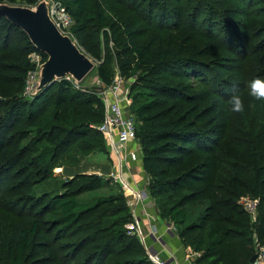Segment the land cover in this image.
<instances>
[{
	"label": "trees",
	"instance_id": "obj_1",
	"mask_svg": "<svg viewBox=\"0 0 264 264\" xmlns=\"http://www.w3.org/2000/svg\"><path fill=\"white\" fill-rule=\"evenodd\" d=\"M16 1L0 0V3ZM24 1L30 5L38 2ZM60 1L74 19V33L89 52L96 56L100 53L91 44L87 46L92 39L91 29L110 26L114 40L122 43L118 53L125 60L120 62V75L127 78L138 67L144 72L140 77H151L145 80L150 82L146 90L154 98L139 106L135 115L141 122L138 126L136 120V129L143 165L150 176L148 191L160 216L180 227L178 232L186 246L202 253L196 264H251L256 240L264 244V114L247 119L245 131L241 124L231 120L229 110L221 118L212 119L218 123L213 126L203 122L200 114L182 112L181 103L196 98L188 96L183 89L159 84L153 75L184 78L189 86L205 88L203 94L197 95L207 94L224 104H228L233 90L240 94L249 88L222 78L226 72L211 76L210 71H215V67L201 61L206 55L204 51L189 50L188 45L179 46L174 52L162 47L154 49L150 43L137 49L135 39L142 30H133V25L138 22L154 25L155 17L161 29H187L188 37L193 39L203 34L224 52L225 56L221 57L227 62L217 63L232 70L234 54L248 58L253 36L258 37L257 31L264 33V0H144L148 5L141 8L134 6L138 0L133 3L116 0L124 10L138 12V21L136 16L126 18L118 10L111 22L100 0ZM226 1L233 7L238 5V10L221 13L217 4ZM171 4L177 5L175 11L169 9ZM157 9L165 17L159 18V12L154 15ZM199 23L204 25L203 29L198 28ZM256 47V53L264 55V42ZM34 51L39 50L27 33L0 15V55L8 56L6 61L0 60V209L16 216H28L30 223L14 232L8 243L2 242L7 236H0V247L8 258L0 264H43L42 257L48 259L46 264H154L140 238L130 235L125 228L134 218L123 192H113L90 203L79 201L83 194L108 186L110 179L105 176L77 174L64 184L65 192L57 198L32 195L38 171H41L39 179L47 178L56 167L95 151H106L107 146L104 135L93 127V123L104 119V104L97 94L79 89L71 80L62 78L32 100L20 95L32 66L29 55ZM140 51L142 61L134 67L135 58L131 54ZM43 56L46 61L47 55ZM99 75L107 85L111 84L105 70L99 69ZM257 77L264 78V69ZM167 99L174 101L171 108L165 106ZM20 123L37 127L39 131L30 136L26 130H16ZM221 142L228 147L218 150ZM43 150L46 156L43 161L33 162L38 167L33 174L34 169L23 160L34 159ZM196 154L206 158L189 162ZM7 184L8 188L3 190ZM119 187L122 189L120 184ZM246 196L259 199L256 222H252L239 202ZM44 203L46 215L60 204L71 205L73 210L46 220V246L35 241L39 228L37 217L45 215L38 209ZM190 205H199L200 209L192 214ZM43 247L46 256L40 257Z\"/></svg>",
	"mask_w": 264,
	"mask_h": 264
},
{
	"label": "rangeland",
	"instance_id": "obj_2",
	"mask_svg": "<svg viewBox=\"0 0 264 264\" xmlns=\"http://www.w3.org/2000/svg\"><path fill=\"white\" fill-rule=\"evenodd\" d=\"M103 4V7L105 9V15L107 16L108 20L112 17H114L113 13L121 10L125 17L128 18L129 16H136L138 15V12H133L131 10H124L122 7H120L116 0H100ZM126 3L130 2L133 3V0H124ZM212 1V0H210ZM40 2L35 4L37 5ZM12 5L17 6H27V7H34L35 5H30L26 3L24 0H17L16 2H7ZM192 4V2L189 3V5ZM147 1L144 0H138L134 6L136 7H143L146 6ZM217 9L220 10L221 13L226 12H235L238 10L239 6L234 4V7L230 5L229 1H226L224 4L220 3L217 4ZM140 7V8H141ZM139 8V10H140ZM176 10L177 5L171 4L169 6V9ZM236 8V10H235ZM158 10V9H157ZM154 12V15L156 13H160L162 18L165 17V14H162L161 10ZM178 15L175 16V18ZM232 20H234L232 18ZM136 21L137 16H136ZM111 22V21H110ZM257 23L261 24V21H257ZM159 24V21L157 18L154 17V25L146 24L145 22H138L133 25V30H142V33L140 36L136 37V47L137 49H142L144 46H146L148 43L152 46V48H158L162 47L163 49L168 48L171 52H174L179 46L188 45L189 50L192 48H195V50L200 51L201 53L204 51L205 57H201V61L208 64L209 66L215 67V71H210L211 76L215 74H219L221 72H226L222 76H220L226 80L232 81L231 83H235V85L243 84L245 87L249 88L250 82L256 78L260 74V71L264 69V55L263 54H257V43L264 42V33H261L262 31H257L258 37L253 36L252 41L249 44V49L247 51L248 54L251 53L248 58H244L242 55L244 54H234L236 59L233 63V66H235V69H228V66H221L220 63H217L218 60L223 62V57L225 55L223 51H221L220 47L218 45L214 46V43H212V40H209L205 37V35L201 34L200 36L193 39V37H188L189 33L187 32V29L185 30H168V29H161L157 25ZM165 24V23H163ZM198 27L200 29H203L204 25L202 26L201 23H199ZM76 28L75 22L73 23V26L70 28V36L72 39L78 44V46L95 62V68L94 70L82 81L78 82L80 88L86 89L90 93H95L98 95V97L101 98V91L103 88H105L107 83H105L102 78L99 75V69L105 70L106 74L109 76L111 83H113L115 80H117L118 76L120 75V62L125 60V58L120 57V54L118 51L122 48V43H117L114 40L113 32L110 29V26H96L93 29H91L90 33L92 36L91 41L89 42L88 47L91 44V48H98L100 49V53L98 56L88 51L86 48V45L84 46L77 38L76 34L74 33V30ZM183 29V28H182ZM189 31V30H188ZM200 33L203 32V30ZM125 36L123 35L122 40H125ZM22 39V37H20ZM211 48H215L213 52H211ZM141 51L139 53H132L131 58H135L134 60V67L138 66L140 64L141 59ZM223 55V57H221ZM148 57H151V55H148ZM44 58V57H43ZM138 58V59H137ZM8 59V56L4 54L0 55V60L6 61ZM45 62L44 60H42ZM227 62V61H224ZM37 67V66H36ZM35 67L32 64V66L29 68V70H33ZM28 70V72H29ZM182 70V69H180ZM230 70V71H229ZM228 72V73H227ZM143 69H140L137 67L134 71L130 72V76L125 78L124 83V89L129 94V98L131 100V105L129 107V112L133 113L135 115V111H137V108L143 104H146L151 100V98H154V95L152 93H149V91L146 90L147 84H150L149 81H145L148 78L150 79L148 75H144L143 77H140V75H143ZM140 77V78H139ZM153 78L159 82V84H165L170 85L171 87H176L178 89H183L188 96H191V98L195 97L196 101L191 100L189 102H183L181 103L182 112L189 111L192 116L195 114H200L203 116L204 121H208V125H214L218 124L216 121H211L214 118H221L224 114V112L228 111L230 109V104H224V101L218 100L216 97L213 96H206L201 97V95L197 94H203L205 88L204 87H193L189 86L187 84L186 79L184 78H171L167 75H153ZM27 80H28V73L25 77L24 85L20 90V95L23 96L27 100H32L38 93L36 92V95H31L27 92ZM235 81V82H234ZM110 85V84H109ZM192 87V88H191ZM231 92V91H229ZM233 94V93H232ZM196 95V96H195ZM242 99L244 100L245 109L242 113H234L229 111V116H231V120L239 123L242 125V128L245 129V131L248 128L249 122H246L247 119L252 118L253 116H260L261 114H264V99L257 100L254 97L249 95V91L245 90L243 93H240ZM173 100L167 99L166 107L173 106ZM171 108V107H170ZM177 111V108L172 111V114H174ZM195 112V113H194ZM206 113L203 115V113ZM136 117V115H135ZM254 118V117H253ZM137 120V125L140 126L141 122ZM99 124L98 122L93 123V125ZM16 130H26V132L30 133V136H35V134L39 131V128L37 127H30L28 125H25V123H20ZM25 143L27 141H24ZM140 142V141H139ZM225 147H228V144L221 142L220 147L218 150H223ZM106 151H95L87 156H84L82 158L73 160L72 162L65 163L64 166L56 167L53 169V171L50 172L49 176L47 178L39 179V175H41V171H38V174L35 176L38 178L37 181L34 183L32 187V195L35 197H52L57 198V196L62 195L65 192L64 184L69 181V179L73 178L77 174H99L102 176H105L106 179H110V183L108 186L93 191L89 193L83 194L79 201L81 203H90L95 198H99L102 196H107L112 194L113 192H123L126 196V199L128 201V198L130 197L128 191L126 189L122 190L119 187V184L115 183L113 181V174L115 173V161L113 155L109 152L108 146L105 145ZM108 150V151H107ZM46 156V150L41 151L37 154L34 159L32 157H29L27 159L23 160V163L26 164V166H31L34 169L33 174H35V171L38 169L36 165L33 162L42 160ZM143 156V154H142ZM206 158V155L199 156L196 154L194 158L188 159L189 162L197 163L201 160H204ZM135 161H138L135 160ZM134 161V162H135ZM133 162V161H132ZM104 165V166H103ZM113 165V166H112ZM186 165V164H185ZM183 165V166H185ZM42 170V169H40ZM127 173L130 182L137 186L140 189H143L144 191H147L146 193L149 194L148 187L150 183V176L147 172L143 171L138 173L135 166H128L127 167ZM138 175H140V179L138 178ZM6 181V180H5ZM15 180H12V183H15ZM117 184V185H116ZM8 188V184L3 186V190ZM154 202L156 203L155 199ZM240 202V200H239ZM157 207V204H155ZM42 206V207H41ZM38 209L39 211H43L45 215L40 214L37 217L38 220V231L35 235V241L36 243H42L46 246V220H54L55 218H59L60 216H65L69 213H72L73 210L71 208V205L64 204L58 207L57 210L53 212H49L46 215V203L41 205ZM189 212H192V214H195L200 209L199 205H190L188 207ZM132 211V210H131ZM30 216H33L32 212H29ZM28 216H16L15 214L8 213L6 211H1L0 209V236H7V239L3 240L2 242L8 243L9 238L14 234V232L18 231L19 228L23 226H30V223L28 221ZM166 223H169L165 220ZM173 224L172 230L176 232V234H180L178 232V228H180L178 225H174V222H170ZM131 223H127L125 225V228L129 231ZM142 232L144 235H147L148 229H145V226L143 223H140ZM177 228V230H176ZM57 232L56 230L54 233ZM129 233V232H128ZM130 235H137L136 233H129ZM139 237V236H138ZM140 238V237H139ZM181 239V238H180ZM70 240V239H66ZM157 243L160 241L156 239ZM182 241V240H181ZM156 243V242H155ZM184 247L188 249V254L191 256L189 258V263L187 264H196L197 259L201 257L202 253L195 252L190 246H186L184 242L182 241ZM157 247L161 248L160 244H155ZM45 247L41 248L40 250V257L46 256V250ZM3 248L0 247V263L3 261H7L8 258H6L5 250H2ZM150 251L155 253L153 249L150 248ZM59 255L63 254V252H58ZM159 256V259L161 261L167 262L170 260V254L165 252L156 254ZM48 259L43 258L41 259V262L43 264H46ZM51 264V263H48ZM155 264V263H154ZM174 264V263H171Z\"/></svg>",
	"mask_w": 264,
	"mask_h": 264
},
{
	"label": "built area",
	"instance_id": "obj_3",
	"mask_svg": "<svg viewBox=\"0 0 264 264\" xmlns=\"http://www.w3.org/2000/svg\"><path fill=\"white\" fill-rule=\"evenodd\" d=\"M46 1L48 2L51 20L63 34L70 36V28L73 26L74 19L67 7L60 0ZM43 57V53L40 51H34L29 55L30 61L35 68L28 72L27 92L29 94L31 92L33 96L37 92L40 71L44 63L42 61L44 60ZM65 78L71 80L77 88L81 89L78 82L72 76L67 75ZM125 81V78L119 75L117 80L103 88L100 95L104 104V119L101 123L93 125V127L104 135L109 152L114 157L115 173L113 174V178L122 186L123 190L126 189L128 193L130 192L128 204L132 210L134 220L128 232L138 234L151 260L155 264H167V262L161 261L158 255L150 252V248L146 244V235L142 232L140 220L136 213L137 206L147 199L149 194L146 193L147 191L133 185L127 173L128 161L142 159L143 150L137 137L136 117L128 110L131 100L128 92L124 89ZM240 203L250 215L252 222H256L259 199L246 196L240 200ZM255 243L257 257L252 264H262L264 262V244L258 240Z\"/></svg>",
	"mask_w": 264,
	"mask_h": 264
},
{
	"label": "water",
	"instance_id": "obj_4",
	"mask_svg": "<svg viewBox=\"0 0 264 264\" xmlns=\"http://www.w3.org/2000/svg\"><path fill=\"white\" fill-rule=\"evenodd\" d=\"M0 15L25 31L34 46L48 57L41 67L37 93L67 75L82 82L94 70L95 62L71 36L63 34L51 20L46 0L40 1L35 7L2 2ZM171 225L169 222L168 227ZM170 233L174 234L171 230ZM256 257L255 253L250 260L251 264Z\"/></svg>",
	"mask_w": 264,
	"mask_h": 264
},
{
	"label": "crops",
	"instance_id": "obj_5",
	"mask_svg": "<svg viewBox=\"0 0 264 264\" xmlns=\"http://www.w3.org/2000/svg\"><path fill=\"white\" fill-rule=\"evenodd\" d=\"M130 165L135 166L140 175L141 172L145 171L143 158L135 162L129 160L128 166ZM140 175H138L139 179ZM155 204L153 197L149 195V197L136 208L140 223H143L145 229H148L146 235V244L148 248L153 249L157 254L164 253L165 255V252L169 253L171 256L170 260L167 261L168 264L189 263V258L191 256L188 254V249L184 247L179 235L172 230L173 224L171 225V229L168 227V223L160 216ZM170 230L173 231L174 234H171ZM156 239L160 242L157 243ZM155 244H160L161 248L157 247ZM262 264H264V262Z\"/></svg>",
	"mask_w": 264,
	"mask_h": 264
},
{
	"label": "clouds",
	"instance_id": "obj_6",
	"mask_svg": "<svg viewBox=\"0 0 264 264\" xmlns=\"http://www.w3.org/2000/svg\"><path fill=\"white\" fill-rule=\"evenodd\" d=\"M249 95L257 100L264 99V78L257 77L250 82ZM228 103L230 104L229 111L231 112L242 113L245 109L244 100L235 90H233Z\"/></svg>",
	"mask_w": 264,
	"mask_h": 264
}]
</instances>
